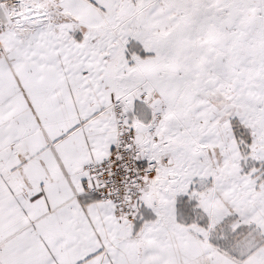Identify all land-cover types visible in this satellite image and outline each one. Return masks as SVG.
Returning a JSON list of instances; mask_svg holds the SVG:
<instances>
[{
    "label": "snow or ice",
    "instance_id": "obj_1",
    "mask_svg": "<svg viewBox=\"0 0 264 264\" xmlns=\"http://www.w3.org/2000/svg\"><path fill=\"white\" fill-rule=\"evenodd\" d=\"M0 264H264V0H0Z\"/></svg>",
    "mask_w": 264,
    "mask_h": 264
}]
</instances>
